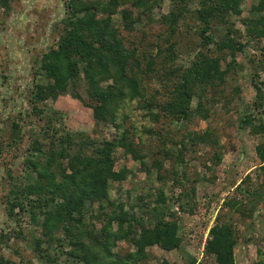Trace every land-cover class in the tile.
<instances>
[{
	"label": "trees",
	"instance_id": "obj_1",
	"mask_svg": "<svg viewBox=\"0 0 264 264\" xmlns=\"http://www.w3.org/2000/svg\"><path fill=\"white\" fill-rule=\"evenodd\" d=\"M10 1L0 0V8L8 10ZM123 1L125 0H64L66 14L61 22L62 34L42 55L40 70L44 81L39 82L35 86V92L31 94L30 103L37 115L40 116L43 112L39 105L47 100L55 101L71 88L75 98L92 110L96 124L110 123L118 130L122 129L123 124L117 123V120L124 121L129 115L126 112L127 107L123 108L126 99H136V108L134 107L130 116H135L142 123L146 121L154 124L161 114L172 120L190 121L197 117L202 122H209L215 115L214 108L217 107L216 100L220 95L218 89L224 84L225 77L229 74L228 67L235 63L237 53L243 52L249 44H253L259 51L261 60H264V0L253 3L251 16L241 20L244 25V37L229 20L231 15H241L243 0H198L199 6L194 12L197 27L193 35L197 43L191 42L186 46L180 44L184 35L179 34V28L181 19L184 18L185 5L189 0H169L170 11L162 16V31L157 33L160 41L166 46L164 49L160 45L157 47L159 64L155 59L146 62L147 75L143 79L139 74L140 63L136 59L138 56L126 50L118 29L113 25L112 16ZM127 1H130L135 9L122 17L125 29H130L134 21L133 15L138 14L142 7H146V0ZM154 1L158 4V1L162 0ZM212 24L226 26L224 35L218 38L213 36ZM188 51L192 52L188 64L176 65L177 67L167 74V69L173 66L177 57ZM227 59H230V63L222 69V63H226ZM81 75L93 91V94L89 93L91 97L87 101L79 96L75 88ZM171 75L175 77L172 78ZM112 79L115 84L109 82ZM152 80L159 82L161 88L153 90L152 96H149L147 90L153 88ZM255 88V100L248 108L253 110L250 112L252 118L245 117L241 124L252 135H264V118L256 123L253 121V112L264 115V94L260 87ZM156 93L158 96L154 97ZM154 98L159 101L158 115L153 114L151 110V100ZM230 103L227 99L226 106L223 107L228 113L231 110ZM138 107H146L147 113L135 114ZM235 127L234 124L227 127L226 132L221 131L220 136L216 126L209 122L204 130L189 133L186 139L177 143L181 149L175 150L174 153V182L182 185L177 178V164H187L183 160L185 154L190 151L197 153L200 146L207 148L205 159L200 160L201 165L210 170L206 164L208 161L218 168L226 141L229 145L226 150L239 149L237 144L231 141V130ZM242 127L240 125V128ZM57 133L54 131L56 136ZM149 133L153 134L154 131ZM12 135L16 137L14 132ZM128 136V130L123 129L112 140L84 139V145H88L84 149L90 147V153L84 149L75 151V137L70 134L57 136L50 147L38 143V140L33 141V154L31 158L26 159L22 169L26 172L25 175L30 177L26 181L11 184L10 195L13 200L8 198L7 212L9 217L16 216L15 209H18L19 213L28 214L34 231L38 233L40 230L43 239L34 241L33 251L43 264L52 261L48 249L55 244L60 248L71 247L68 254L83 260L84 264H138L145 251L153 246L167 252L179 248V226L173 218L174 215L166 211V197L161 191L157 190L153 207L151 204L145 205L142 198H138L137 203L129 206L130 209L126 208V204L110 199L111 183L112 186L121 187L130 174L126 167L115 170L116 150L122 149L133 161H138L147 174L151 175L155 171L158 180L163 179V162L172 155L169 148L165 147L164 153L161 150L157 152L161 158L154 160L148 167ZM256 156L260 162L259 168L264 172V142L256 147ZM250 179L248 176L246 180ZM215 180L213 174L200 176L196 173L188 191L173 193L180 209H183V205L179 204L182 199L188 200L196 196L195 184L200 181L214 183ZM263 187V183L255 185V191L248 192L251 197L249 205L242 206L247 207L249 213L264 202V191H261ZM86 202L99 204L96 212L88 213L87 225L84 222L87 214ZM226 205L239 208L241 206L235 200L226 202ZM136 209L140 210V213L134 212ZM16 221L19 222V218ZM229 221H221V218L217 217L209 230L204 252L212 258L214 264H235L234 249L237 237L235 226ZM89 224L91 229L88 228ZM93 224L94 228L99 225L98 236L94 235ZM14 237L16 240L24 239L21 232L16 233ZM121 241L129 242L136 250L124 260L112 259L111 248ZM43 243H48L47 251L41 247ZM10 263L0 255V264ZM193 263L194 261H191L188 264ZM159 264L170 263L163 260ZM260 264H264L263 260Z\"/></svg>",
	"mask_w": 264,
	"mask_h": 264
},
{
	"label": "rangeland",
	"instance_id": "obj_2",
	"mask_svg": "<svg viewBox=\"0 0 264 264\" xmlns=\"http://www.w3.org/2000/svg\"><path fill=\"white\" fill-rule=\"evenodd\" d=\"M257 1L243 0L241 15L229 17L230 22L240 30L243 37L244 25L241 20L251 16V6ZM170 6L169 0L158 1V4L154 0H146V7H142L138 14L133 15L134 21L130 29H125V21L122 18L123 14L135 11L130 1H123L112 16L113 25L122 38V45L127 51L138 56L136 59L140 63L139 74L143 79L147 75L146 62L155 59L159 64L160 59L156 56L157 47L160 45L164 49L166 46L160 41L157 33L162 31L160 21L162 16L168 14ZM198 6V0H189L185 5L184 18L181 19L182 24L179 28V34L185 36L180 42L183 46L191 42L197 43L193 35L197 27L194 12ZM65 14L64 0H11L8 10L0 8V255L11 262L10 264H43L33 251L34 241L43 239L40 230L38 233L34 231L28 214L19 213L18 209H15L16 216L12 218L7 212L8 198L13 200L10 195L11 184L26 181L30 177L26 176L22 169L26 159L31 158L33 154L31 148L33 141L38 140V143L50 147L57 136L63 133L70 134L75 137L73 144L75 151H78L88 146L84 145V139L112 140L123 129H127L129 141L135 144L148 167L154 160L161 158V155H157L159 150L164 153L163 148H169L172 155L163 162L161 171L163 179L158 180L155 171L151 175L147 174L138 161H133L122 149L116 150L115 170L126 167L130 174L121 187L112 186L111 183L110 199L126 204V208L130 209L129 206H133L138 202V198H142L145 205L151 204L153 207L157 190L161 191L166 197V211L173 214L177 221L181 241L179 248L170 252L158 246L148 248L138 264H159L163 260L170 264H188L191 261H194L193 264H214L212 258L205 255L204 247L209 239V230L217 217L221 218V221L230 220L229 222L235 226L237 237L234 249L235 264H260L261 260L264 262V202L252 213L248 212L247 207H243L249 205L251 197L248 192L255 191V185L264 184V172L259 168L260 162L256 156V147L264 142V135H252L241 124L245 117L252 118L250 112L253 110L248 108L255 100V87H260L264 94V60L259 57L260 53L255 46L249 44L243 52L237 53L235 63L228 67L229 74L225 77L222 87L218 89L222 95L217 97L214 118L209 121L216 126L219 134L226 132L225 129L234 124L236 127L231 130V141L235 142L239 149L226 150L225 148L229 146L226 141L218 168L207 161V168L210 170L200 163V160L205 159L207 148L200 146L197 153L191 151L186 153L183 160L187 164H177L176 167L179 176L177 178L183 185L180 186L174 182L172 169V164L176 161L175 150L181 149L176 144L186 139L187 134L204 130L209 122H202L197 117L183 121L172 120L163 114L158 115L159 101L154 98L151 100V110L153 114L158 115V119L154 124L146 121L142 123L135 116H130L136 108L134 106L136 99H126L123 108L127 107L126 112L129 115L124 121L117 120V123L123 124L122 129L118 130L110 123L96 124L92 110L75 98L71 88L55 101L47 100L39 105L38 107L43 110L40 116L33 111V105L30 103L31 94L35 92V86L44 81L40 59L62 34L61 22ZM225 28L226 26L212 24L211 33L218 38L224 35ZM244 40L243 38L242 41ZM191 58L192 52L180 54L173 66L167 69V74L174 70L176 65L186 66ZM227 63H230V59L222 63V69L226 68ZM171 77L174 78L175 75ZM109 82L115 84L113 79ZM151 85L154 89L147 90L149 96H152L153 90L161 88L159 82L154 80ZM75 88L79 96L86 101L91 97L89 93L93 94L82 75ZM155 96H158L157 93ZM227 99L231 101L229 113L223 108ZM145 113L146 107H138L135 112ZM253 114L254 123L264 118L260 112L255 111ZM54 131L58 132L57 136ZM150 131L154 133L150 134ZM84 150L91 152L90 147ZM92 154L94 155V152ZM196 173L200 176L213 174L216 180L214 183L200 181L195 184L196 196L188 200L182 199L179 204L183 205V209H180L173 193L188 191ZM248 176L250 180H246ZM261 191H264V187ZM231 200L238 202L240 208L227 206L226 202ZM98 206L97 202H86L87 214L84 217L86 225L88 213L96 212ZM105 207L108 210V205ZM134 212L140 213V210L136 209ZM16 217L19 218V222L16 221ZM89 225L88 228L91 229L92 226ZM94 226L95 224L94 235L98 236L99 225L95 228ZM18 232H21L24 239H15L14 235ZM41 247L47 251L48 243H43ZM71 249L69 246L60 248L56 244L49 247L48 254L52 260L49 264H84L83 260L68 254ZM135 250L136 248L129 242H117L111 248V258L124 260Z\"/></svg>",
	"mask_w": 264,
	"mask_h": 264
}]
</instances>
